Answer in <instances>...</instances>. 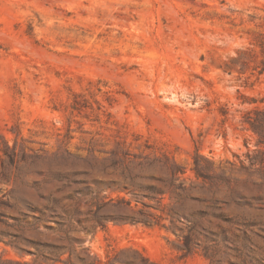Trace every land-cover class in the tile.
<instances>
[{
    "label": "rangeland",
    "instance_id": "rangeland-1",
    "mask_svg": "<svg viewBox=\"0 0 264 264\" xmlns=\"http://www.w3.org/2000/svg\"><path fill=\"white\" fill-rule=\"evenodd\" d=\"M261 33L264 0H0V141L83 156L93 139L108 148L126 141L135 152L148 141L186 166L188 182H195L197 153L237 160L257 148L242 119L252 107L245 101L264 105ZM245 48L254 50L248 68L232 64ZM33 179L40 178L27 175L15 192L13 184L0 183V197L42 205L30 189ZM79 197L81 215H64L62 225L38 221L37 212L1 207L0 264H67L69 258L73 264H121L111 261L121 250H138L157 264H213L204 253L213 243H219L214 250L223 264H251V257L264 264L259 202L223 209L237 220L258 222L248 229L237 221L204 219L201 227L214 232L212 241L198 234L194 252L184 256L186 221L172 228L168 198L163 212L152 209L163 216L160 225L107 221L102 228L90 221L89 198ZM61 205L69 212L68 200ZM138 209L148 210L141 203ZM27 239L72 243L73 254L66 251L55 262Z\"/></svg>",
    "mask_w": 264,
    "mask_h": 264
},
{
    "label": "trees",
    "instance_id": "trees-1",
    "mask_svg": "<svg viewBox=\"0 0 264 264\" xmlns=\"http://www.w3.org/2000/svg\"><path fill=\"white\" fill-rule=\"evenodd\" d=\"M258 46L264 54V33H261ZM253 51L251 48L239 50V56L231 58L230 62H241L247 66L249 61L246 58L252 56ZM259 67V74H263L264 59ZM233 70L234 67L228 66L227 71ZM245 102L252 107L243 115V129L254 135L257 148L249 150L244 158L236 155L237 160L216 161L197 153L192 167L195 182H188L186 166L173 156L156 152L148 141L143 151L135 152L126 141L116 140L115 146L108 148L93 139L88 155L83 156L67 148L56 151L19 148L16 143L10 145L1 137L0 183L13 184L15 188L11 192H15L19 185L25 183L27 175L38 176L40 179L31 181L30 189L44 203L40 205L22 198L10 202L3 199L4 195L0 197V208L17 210L21 215L37 212L38 221L58 219L57 223L62 225L67 220H64V215H81L78 211L79 196H86L89 198L85 203L90 208V221L95 226L104 228L107 221L160 225L163 216L152 209L163 212L165 199L168 198L172 228L177 222L186 221L184 228L187 233L183 236L182 250L183 255L188 256L194 252L193 243H196L198 234L212 241L210 236L214 232L201 227L207 217L212 216L224 222L237 221L248 229L258 222L245 217L237 220L228 216L223 209L230 205L253 207L254 202L261 203L259 209H264V105H258L254 99ZM47 186H54L55 191L47 194ZM106 189L117 192V196L105 194ZM61 194L64 196L61 197ZM127 195L131 198H127ZM63 200L70 202L69 212L66 206L61 205ZM139 203L148 210L138 209ZM20 239L17 236L12 243ZM68 240L71 242L70 238ZM27 241L36 252L51 256L55 262L61 261L66 251L70 256L73 254L72 243L65 246L34 243L30 239ZM218 246L219 243H213L204 249L213 264H223L218 251L214 250ZM111 261L121 264H157L138 250L130 255L121 250ZM250 262L256 264L254 257L250 258ZM67 264H73L70 258ZM81 264L104 263L100 260L81 259Z\"/></svg>",
    "mask_w": 264,
    "mask_h": 264
}]
</instances>
